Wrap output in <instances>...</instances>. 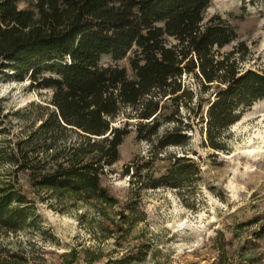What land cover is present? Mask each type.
Wrapping results in <instances>:
<instances>
[{
  "label": "trees",
  "instance_id": "obj_1",
  "mask_svg": "<svg viewBox=\"0 0 264 264\" xmlns=\"http://www.w3.org/2000/svg\"><path fill=\"white\" fill-rule=\"evenodd\" d=\"M21 1L30 4L19 8ZM211 1L0 0V76L51 91L23 135L9 136L0 105L1 230L41 228L19 173L38 191L115 203L101 178L132 131L149 144L121 171L133 198L143 189L195 185L193 158L160 154L188 145L198 123L204 145L222 150L223 131L264 98V71H239L221 52L237 34L218 14L204 20ZM102 56L114 63L101 64ZM126 57L131 75L116 63ZM160 160L167 161L162 171L155 168ZM254 233L264 235V221ZM0 264L29 258L1 247Z\"/></svg>",
  "mask_w": 264,
  "mask_h": 264
},
{
  "label": "rangeland",
  "instance_id": "obj_2",
  "mask_svg": "<svg viewBox=\"0 0 264 264\" xmlns=\"http://www.w3.org/2000/svg\"><path fill=\"white\" fill-rule=\"evenodd\" d=\"M29 4L21 1L18 7ZM214 14L229 21L237 34L221 52L239 71H264V0H212L204 20ZM100 63L114 61L102 56ZM116 63L131 75L128 57ZM183 79L196 87L192 76ZM28 82L0 76V105L10 137L23 135L39 113L36 105H47L51 96L48 89H30ZM200 126L189 132L188 145L160 154L187 153L199 166L195 185L180 192L148 188L133 198L130 178L121 171L149 150L134 131L120 145L119 160L101 178L115 203L38 191L19 173V185L34 202L41 228L0 229V248L25 252L29 264H264V235L254 233L264 221V98L223 131L222 150L204 145ZM166 164L160 160L155 168L162 171Z\"/></svg>",
  "mask_w": 264,
  "mask_h": 264
}]
</instances>
